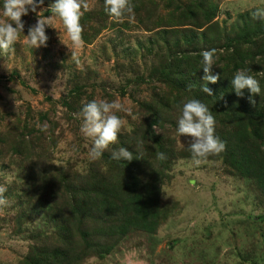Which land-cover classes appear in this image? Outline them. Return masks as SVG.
<instances>
[{
  "label": "rangeland",
  "instance_id": "1",
  "mask_svg": "<svg viewBox=\"0 0 264 264\" xmlns=\"http://www.w3.org/2000/svg\"><path fill=\"white\" fill-rule=\"evenodd\" d=\"M135 1L137 11L117 21L105 12L104 0H89L91 8L80 20L83 43L74 57L58 18L54 28H46V47L24 43L38 19L31 11L22 17L18 42L7 54L0 52V185L11 191L4 194L10 206L0 207V264H30L34 247L52 245L72 247L71 264H264V177L250 169L242 175L223 152L195 165L191 138L177 134V121L183 104L200 97L183 81L187 77L173 76L179 86L156 74L169 55H186L177 70L203 72L197 54L214 48L213 71L229 76L233 64L227 55L239 50L247 67L238 71L264 87V34L248 38L243 51L231 42L246 22L255 24L251 13L264 0ZM51 3L44 0L37 11ZM93 99L119 100L126 109L117 113L124 120L117 142L96 160L89 158L92 140L81 133L78 118ZM243 118H219L215 134L229 127L264 159V125L256 124L262 132L255 136ZM120 144L141 157L109 169L105 153ZM28 172L38 174L25 185ZM56 174L76 184L98 175L96 182L110 185L116 196L133 187L148 202L146 217L122 207L108 209L113 216L101 213L105 221L82 219ZM43 186L47 199L38 196ZM82 227L93 246L83 240ZM105 242L113 249L98 253Z\"/></svg>",
  "mask_w": 264,
  "mask_h": 264
},
{
  "label": "clouds",
  "instance_id": "2",
  "mask_svg": "<svg viewBox=\"0 0 264 264\" xmlns=\"http://www.w3.org/2000/svg\"><path fill=\"white\" fill-rule=\"evenodd\" d=\"M44 4V0H4L2 17L0 18V52L7 54L18 42L21 33L24 34L25 22L22 17L29 14V11L36 13L37 22L28 28L27 35L24 34V43L31 48L47 46L49 37L46 34L47 27H53V21L59 19L62 21L66 30L67 37L74 48L82 45L83 26L80 23L84 12L90 10L89 0H54L47 9L37 11ZM105 12L110 18L117 21L123 19L126 15L134 12L132 0H104ZM50 11L51 15H42L44 11ZM254 20L264 21V7H257L252 13ZM54 28V27H53ZM60 40L64 44L63 40ZM216 49L203 50L202 77L204 84L201 91L208 96H213V91L208 87L209 83L215 84L220 80V74L213 71L214 57ZM232 88L237 96L243 97L244 90L247 89L251 95L249 103L255 107V96L261 94L259 81L247 71H237L231 79ZM190 88L192 85L189 86ZM126 111L124 105L119 100L111 102L105 99H93L85 103L78 114L83 122L80 127L81 133L92 140V147L88 153L89 158L96 160L102 157L109 146L115 144L118 135L124 126V120L117 115L118 112ZM215 117L209 107L200 99H188L182 106L181 115L177 121V134L182 137H190L189 149L192 162L200 165L208 157L218 155L226 149V143L215 134ZM37 127H41L37 125ZM46 131V126L41 128ZM160 159H166L163 153H158ZM111 158L131 162L134 159H140L134 156L133 151L127 147H119L111 152ZM6 186L0 185V207H8L9 201L5 197ZM163 191V190H162Z\"/></svg>",
  "mask_w": 264,
  "mask_h": 264
},
{
  "label": "trees",
  "instance_id": "3",
  "mask_svg": "<svg viewBox=\"0 0 264 264\" xmlns=\"http://www.w3.org/2000/svg\"><path fill=\"white\" fill-rule=\"evenodd\" d=\"M133 4L136 12L137 2L135 1L133 2ZM244 26H245V31H243V33H240L231 39V42L233 41L236 42V45H238L237 47L239 49L243 48L248 38L257 37L264 34V22L261 20H255V24L252 21H248L244 24ZM171 56L172 55H169L166 62H164V64L165 63L166 64L162 68H159L156 71L159 80H165L171 83L174 82L180 86L181 84L177 82L173 76H181L182 78L187 77L183 79V81H188L190 85H192V87L191 88L188 86L186 87L194 90L197 93V97H200V100L202 102H204L206 105L207 103L211 105L210 108L218 109V114L212 113L216 121L219 120V118L222 119L223 116L225 118H228L229 115L241 114L243 117H247V118H243L244 120H246L244 121L246 122V124L247 121H249L253 125L254 135L255 136L260 135L262 131L257 129L258 126L256 124L264 125V87L262 81L260 83L261 94L254 97L256 100L255 107H253L249 103V96L251 95V93L247 89L244 90V96L240 97L236 95L231 84V79L239 70V67L240 66L247 67V64L245 62L246 59L245 57H243V54L239 52V50L233 51L232 53L227 55L228 62L233 64V67L229 69V71L226 70L229 76H226V74H221L220 72H218L221 77L220 80L215 84L212 83L208 84V87L213 91L214 94L213 96H208L207 94L201 91V86L204 84V81L202 79L204 75L203 72L198 73L193 70L190 71L188 70V68L177 70L178 67L186 64V62L188 61L186 55H183L181 57L175 56L170 59ZM245 135L246 134H244V136ZM217 136L226 143V149L223 151V153L227 161H229L230 164H232L242 175H244V172H246L247 169L248 170L250 169L252 172L258 171L260 173V177H264V163H263L264 159L262 158L261 154L260 156L257 155L256 153L253 154V152L251 151L253 149H251V146L248 143H246V137H244L245 142H242L239 135H237V133H234V131L231 130L229 127H227L225 131L219 132ZM124 146L123 144L122 145L120 144V147H124ZM261 152L264 153V151ZM138 156L141 157L140 155ZM105 157H107L109 160V162L107 163L110 164L109 169L111 167H116V166L119 167L128 166V165L130 166L131 163L128 161L112 159L111 152H109V154L105 153ZM37 174L34 172L26 173L24 178L25 185L27 181H29L30 179H34V177H36ZM97 178L98 175L95 177H90L89 175H86L85 181H80L79 182L80 184H76L78 181H76L75 179L68 180L66 176L56 174V182L59 185H63L64 192H67L68 194L71 195V199H72L71 208L74 209L73 212L74 214H78L82 219L89 218L90 220H96L101 218V220L105 221L106 220L105 215H101V213L103 214L107 213L106 214L107 216H113L111 213H109L108 209L111 208L119 209L124 207L125 209L131 208L132 210H135V212L139 217L140 215L146 217L147 212L145 209V204H148V202L145 201L143 193L136 190L132 191L133 187H128L124 189L125 196H121V195L116 196L115 195L116 192L114 191V189L110 187V185H108V187L106 186L104 187L102 183L98 184L96 182L98 180ZM101 180L106 181L104 179ZM25 188L27 189V187ZM16 189L25 192V190L19 188L18 186H15L13 188V190ZM45 190L46 188L45 186H43L41 188L42 195H38V196H44L45 199H47L50 195L48 193L43 194ZM7 192H11V191L7 190ZM26 192L32 194L31 192H29L28 189L26 190ZM48 200H51V198ZM68 231H69V226L63 229V234L67 239L69 236ZM81 234L83 235V240L88 246L94 245V243L89 241V236H90L89 230L83 229L82 227ZM72 237L73 235L71 234V238ZM49 247L48 246H43V248L34 247L35 251H37V256L36 259L30 264H71L72 263V256H71L72 247H67V246L64 247L62 245H57V246L52 245ZM112 249L113 248L108 244V242H105L104 244L99 243V245L96 247V250H98V253L100 254L104 252L110 253Z\"/></svg>",
  "mask_w": 264,
  "mask_h": 264
}]
</instances>
